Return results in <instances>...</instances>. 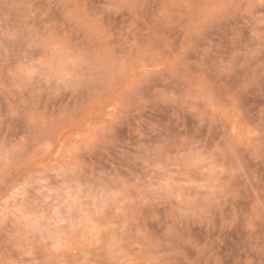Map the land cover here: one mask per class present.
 Returning <instances> with one entry per match:
<instances>
[{
	"label": "clouds",
	"instance_id": "1",
	"mask_svg": "<svg viewBox=\"0 0 264 264\" xmlns=\"http://www.w3.org/2000/svg\"><path fill=\"white\" fill-rule=\"evenodd\" d=\"M0 264H264V0H0Z\"/></svg>",
	"mask_w": 264,
	"mask_h": 264
}]
</instances>
